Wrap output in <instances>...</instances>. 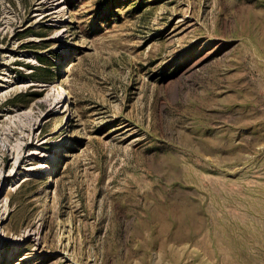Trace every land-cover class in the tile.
<instances>
[{"label":"rangeland","instance_id":"obj_1","mask_svg":"<svg viewBox=\"0 0 264 264\" xmlns=\"http://www.w3.org/2000/svg\"><path fill=\"white\" fill-rule=\"evenodd\" d=\"M48 2L0 0V264H264V0Z\"/></svg>","mask_w":264,"mask_h":264},{"label":"bare ground","instance_id":"obj_2","mask_svg":"<svg viewBox=\"0 0 264 264\" xmlns=\"http://www.w3.org/2000/svg\"><path fill=\"white\" fill-rule=\"evenodd\" d=\"M52 0H49V2H48V4L50 5V7H49V12L47 13V14H44V18H50V20H54L53 18H54V15L57 13H62L63 11H64V8H60L59 9V7L60 6H62V2H60V0H59V2L58 1H52ZM54 2V3H53ZM47 4V3H46ZM41 7V6H40ZM58 9H59V11H58ZM37 14V13H36ZM43 15V14H42ZM41 15V16H42ZM62 91H63V89H62ZM67 101V99L65 100L62 96L61 97H59L58 98V103H57V105H61L63 102L65 103ZM42 166V165H41ZM42 168H47L46 166H42Z\"/></svg>","mask_w":264,"mask_h":264}]
</instances>
